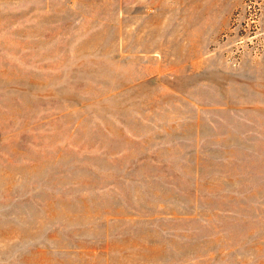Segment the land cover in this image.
Returning <instances> with one entry per match:
<instances>
[{"label":"rangeland","instance_id":"374dc122","mask_svg":"<svg viewBox=\"0 0 264 264\" xmlns=\"http://www.w3.org/2000/svg\"><path fill=\"white\" fill-rule=\"evenodd\" d=\"M0 264H264V0H0Z\"/></svg>","mask_w":264,"mask_h":264}]
</instances>
